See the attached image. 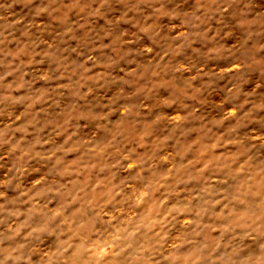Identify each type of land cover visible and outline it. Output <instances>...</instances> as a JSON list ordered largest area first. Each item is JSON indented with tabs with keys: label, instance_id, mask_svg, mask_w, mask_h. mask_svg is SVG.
I'll use <instances>...</instances> for the list:
<instances>
[{
	"label": "clouds",
	"instance_id": "clouds-1",
	"mask_svg": "<svg viewBox=\"0 0 264 264\" xmlns=\"http://www.w3.org/2000/svg\"><path fill=\"white\" fill-rule=\"evenodd\" d=\"M242 117L264 131V0H0V264H264ZM45 142L88 191L36 221L16 186Z\"/></svg>",
	"mask_w": 264,
	"mask_h": 264
},
{
	"label": "rangeland",
	"instance_id": "rangeland-1",
	"mask_svg": "<svg viewBox=\"0 0 264 264\" xmlns=\"http://www.w3.org/2000/svg\"><path fill=\"white\" fill-rule=\"evenodd\" d=\"M226 69H221V71H225ZM235 109L229 108L226 109L224 115L231 116ZM22 117L18 116L17 119H21ZM170 118L175 121H180L183 118L182 113H173L170 114ZM218 122V121H217ZM256 121L245 123L243 117L240 120L235 121L232 124H229L228 120L224 121V125L228 126V131L231 132L232 129H236L238 136L235 139H224V145L232 149L231 157L236 158L241 153L248 150L247 141L251 140L252 143H256V141L260 137H264V131H261L258 127H253ZM224 130V126H221V132L216 133V139L219 141L223 137L221 133ZM215 131V130H214ZM31 135V133L29 134ZM39 139L38 137L36 138ZM50 145L48 142H45L41 147L39 144L37 145L36 150V159L30 160L27 165H25L22 169L24 175H19L20 183L17 184V190L22 192L23 198H26V202L28 203V212L33 220L42 221L44 216L50 210L52 215H58L65 211L66 208L70 207L67 203L68 200H71L75 203L81 196L83 185L72 179L71 183H68L69 171L67 168H52L50 167L53 161L59 165L60 160L64 157L59 155V150L54 149L56 152L54 156L52 152H46L45 150L49 149ZM67 154H71L74 151V146L69 147L66 144L60 145ZM215 150L214 159L217 163L223 160L226 156V153L223 149L216 148V145H213ZM30 150V145H29ZM262 153H264V148L260 149ZM162 160L167 161L168 157L162 156ZM47 161V163H45ZM74 162V161H73ZM208 163H211L209 160L205 163L204 167H207ZM129 167H132V164H129ZM171 167V165H169ZM5 172L7 169H0V186L5 183L3 179ZM51 173V175H49ZM11 183V180L7 181ZM95 186L93 185V188ZM58 189V193L56 191ZM84 192H87L88 189L83 188ZM13 190L9 189V195L11 196ZM4 194L0 193V198H2ZM145 198L144 191H140L136 195L137 203H141ZM23 206L20 209V212L23 213ZM78 211V209H77ZM34 214V215H33ZM129 219H134V217H129ZM185 223L191 222V217H184ZM111 247V245H110ZM108 249L101 247L97 255L102 256L107 253Z\"/></svg>",
	"mask_w": 264,
	"mask_h": 264
}]
</instances>
